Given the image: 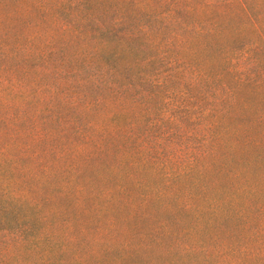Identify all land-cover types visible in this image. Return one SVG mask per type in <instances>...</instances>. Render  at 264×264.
I'll use <instances>...</instances> for the list:
<instances>
[{
    "label": "trees",
    "instance_id": "1",
    "mask_svg": "<svg viewBox=\"0 0 264 264\" xmlns=\"http://www.w3.org/2000/svg\"><path fill=\"white\" fill-rule=\"evenodd\" d=\"M251 3V0H0V110L16 106L20 109V114L0 115V121L7 126V130L0 129V264H26L25 256H37L39 264H73L62 260L68 247L59 245L52 224L57 213L52 207L55 199L41 195L43 185L53 173L66 172L65 160L79 162L78 166L83 168L98 167L119 153L121 164L133 168L138 164L136 160L145 164L150 162L148 158L162 162L171 176L180 178L193 175L199 162L213 155L217 144L214 130L227 115L224 99L220 94L207 108L192 91L201 79L209 85L215 80L221 85L220 78L228 75L233 59L227 50L221 49L220 42L225 32L233 29L235 21L251 19ZM259 20L255 18V22ZM213 51L228 66L227 72L202 73L199 57L201 54L210 57ZM44 77L52 82L45 83ZM136 83L153 88L149 101L154 95L159 96V90H163V96L167 91L165 98L169 101L176 100L162 114V119L165 125L180 126L183 130L198 125L202 136L197 148L189 146L194 131L185 138L188 147L167 152L166 143L177 146L174 138L169 140L168 135L162 134L139 140L134 125L126 134V142L117 146L116 141L122 138L117 120L133 114L135 98L128 109L123 108V101ZM171 85L177 86L178 90H174L177 94L167 89ZM221 87L229 89L228 84ZM70 90L75 92L68 98ZM93 90L95 93L91 94ZM61 92V100L81 115L80 122L57 116L55 101ZM30 102L36 105L37 113L45 114L44 118L36 116V112L31 117L26 115ZM39 119L43 120L41 125ZM53 122L60 126L62 137H66L68 126L75 129V138L67 141L62 150L57 149L53 130L46 129ZM22 124H26V129L21 128ZM7 135L9 140L4 143L3 137ZM26 140H30L29 144ZM46 142H52L48 148L31 150ZM126 151H131L133 157L124 158ZM47 156L53 157L52 162L44 161ZM25 160L28 165L23 163ZM40 174L45 176V182L37 188L18 185L26 176L37 180ZM240 174H229L227 179L246 180ZM66 189L59 193L58 199L68 194ZM247 190L240 191L247 194ZM82 191L78 188L76 193ZM234 206L244 211L250 202ZM258 213L263 224L255 237L264 240V208H259ZM65 237V243L75 241L71 235ZM223 253L241 254L243 259L233 264H264V249L228 248ZM55 254L61 258L58 263L53 262Z\"/></svg>",
    "mask_w": 264,
    "mask_h": 264
},
{
    "label": "rangeland",
    "instance_id": "2",
    "mask_svg": "<svg viewBox=\"0 0 264 264\" xmlns=\"http://www.w3.org/2000/svg\"><path fill=\"white\" fill-rule=\"evenodd\" d=\"M251 1V19L235 21L233 29L226 31L220 42L221 49L227 50L233 59L228 75L220 78L221 85L216 80L209 85L201 79L192 91L207 108L220 94L224 99L227 115L214 130L217 144L213 155L202 159L193 175L180 178L171 176L162 162L148 158L150 162L145 164L136 160L138 164L133 168L121 164L119 153L98 167L83 168L78 166L79 162L65 160L66 172L53 173L41 194L55 199L52 207L57 213L52 217V224L59 245L68 247L62 260L73 264H233L243 257L223 253L228 248L264 249V240L255 237L263 224L258 210L264 208V0ZM255 18L261 20L255 22ZM199 64L202 73L228 70L217 51L210 57L201 54ZM43 80L52 82L51 78ZM223 84H228L229 89L224 90ZM167 89L177 94L174 91L178 90L177 86ZM74 92L68 91V98ZM94 93L95 90L91 91ZM150 93H154L151 86L139 83L127 91L123 108H130L132 98L136 100L135 108L133 114L117 120L122 129L117 146L126 142V134L134 125L139 140L162 134L168 135L169 140L174 138L177 146L166 143L167 152L188 147L185 138L194 131V140L189 146L197 148L202 136L198 125L191 130L168 123L166 126L162 114L176 100L169 101L165 98L167 91L163 96V90H159V96L154 95L149 101ZM62 94L55 101L57 116L67 120L76 118L80 122L81 115L69 109L70 104L61 100ZM33 104L30 102L26 107V115L31 117L36 112V116L44 118L45 114L37 113ZM1 114H20V109L17 106L1 109ZM42 121L39 119L38 124ZM49 127L59 150L75 138L73 126L66 128L67 138L61 136L57 122L47 125L46 129ZM21 128L26 129V124ZM0 129L7 130L3 121ZM8 136L3 137L4 143L9 140ZM29 142L26 140V144ZM51 143L31 150H44ZM129 155L133 157L131 151H126L124 158ZM52 160V156L44 158L45 162ZM23 163L28 165L27 160ZM239 173L246 180L227 179L229 174ZM44 180L43 174L37 180L26 176L18 185L34 189ZM65 187L68 194L58 199ZM78 188H82L81 194L76 193ZM244 188L249 193L240 191ZM248 202L250 206L244 211L234 206ZM68 235L75 241L65 243ZM60 259L55 254L53 262L58 263ZM24 260L26 264H39L37 256H25Z\"/></svg>",
    "mask_w": 264,
    "mask_h": 264
}]
</instances>
